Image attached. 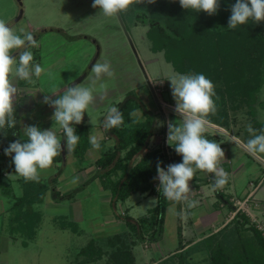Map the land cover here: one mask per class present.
<instances>
[{
	"label": "rangeland",
	"instance_id": "rangeland-1",
	"mask_svg": "<svg viewBox=\"0 0 264 264\" xmlns=\"http://www.w3.org/2000/svg\"><path fill=\"white\" fill-rule=\"evenodd\" d=\"M21 1L23 14L16 21L15 17L19 8L17 0H0V19H4L8 27L13 29V31L19 34V29H24L25 32L31 33L32 31H39L40 27H45L46 29L51 26L54 27L52 30L40 31L38 33L35 47L27 45L28 50L33 54L31 65L39 64L45 71L40 77L33 75L31 83L19 80L17 84L22 91H28L29 89L30 92L26 94L23 101L21 100L18 103L19 120L21 123L20 131L22 135H24L25 126L34 125L44 130L50 125L56 131L59 128L62 129L52 119L54 108L44 103V97L49 96L51 99L58 98V95L63 94L66 86H70L74 79L86 71L85 77L77 85L94 89L93 102L83 114V121L89 135L103 136V139L100 140L101 147L99 150L90 148V152L96 156L102 152L101 148H110L114 143L113 138L107 136V132L103 128L106 109L109 106H117V103L128 92L133 91L143 101L145 106L154 113V117L156 115L155 119L159 128L162 126L164 118L165 120L168 118L167 114H169L173 123L179 124L180 116L167 103V101L173 99L170 81L167 78L174 73L192 74L199 72L204 74V65H207V62H209V57L212 58L210 61L212 65H209L211 68L217 67V63H222L223 58L219 54L205 53L201 50L200 52L194 51V54H190L191 49L185 45L186 49L182 50V53L179 52L174 55L177 58L178 64H182L181 67H184L186 70H176L171 61H168L165 57L164 48L154 50L152 47L154 39L148 33L149 21L147 20L148 13L152 11L149 10L151 9V4L148 3L147 5V0L133 3L123 13L128 19V31L133 39L139 57L144 63L157 97L161 101L158 105L153 95H151L152 92L119 25L116 15L109 17L104 15L99 7L93 8V0ZM143 7L146 9V15L138 17L136 13H142ZM152 9L154 8L152 7ZM209 20H211L210 17ZM55 28L60 29V31ZM77 31L94 35L99 40L100 51L93 64L108 63L111 66V70L114 71V77L101 74L99 79L96 78L92 72V66L88 67L95 53V46L86 38L81 37V33H77ZM71 33H75L74 35L78 34L79 37H71ZM23 50L20 49L19 51ZM185 50L188 55L185 54ZM13 52L14 50L10 55ZM18 54L19 52L14 55L17 56V64L19 60ZM188 56L191 61L188 59ZM217 68L220 72L205 75L214 85L215 96L212 99L216 106V112L215 114L210 113L207 116L206 119L214 126L207 124L203 135L210 141L215 142L221 136H224L228 143L224 149V153L229 158V162L227 160L221 161L219 166L226 172L230 171L228 173V182L223 186L224 188H220L221 191H225H223L224 196H227L226 198L229 199V203L224 202L228 208L229 219L233 217L237 210H240L249 217V221L252 224L264 230V153L253 155L245 154L242 149L236 150L237 144L229 136L225 135L227 131L242 140L245 139L244 141H248L251 138V134L247 131V125L251 124L252 128L256 130V134H260L261 130H264V75H231L232 72L230 70L227 72L222 70L223 65ZM241 69L243 71L245 68L241 66ZM236 72H239V70L236 69ZM241 80H245L242 83V88L239 86ZM24 82L26 84H23ZM101 83L107 85L106 89H100ZM21 85H26V87H22ZM137 111L139 115L142 114L140 109H137ZM60 131L61 137H59L63 139V130L61 133ZM158 133L157 130L153 131V142L158 139L156 137ZM219 144L221 145L222 143ZM167 147V153L171 155L173 143ZM79 166L78 160H68L65 164L63 162L58 163L55 167L56 173L63 169L62 172L60 171L61 176L55 177V184L58 185V188L60 186L64 187L66 191L63 192L64 194H60L62 196L59 199L61 202L57 203L56 206H47L41 201L37 203V208L41 213L35 220L34 225H37V228L35 226L36 231L34 234V227L28 232L22 233L19 239L15 241L9 237L6 238L4 234H0V264L2 260H6L8 264L67 262L76 256V250L89 241L93 242L92 238L98 240V236H101L100 241H105L103 238L106 239L107 236L104 235L108 231L102 223L106 220L105 214L110 212V208L112 207L109 206V202L100 199L97 194L100 189L99 180L96 177L90 180L91 175L89 174H87L86 178L81 177V172H78L76 169ZM94 167L97 168L98 166L94 163ZM94 167L87 164L84 170L86 173L89 171L97 173ZM48 169L40 170L45 171ZM204 174L205 171H200L198 175L203 177ZM208 174L211 182L204 184L201 197L202 203L197 207L194 216H197L198 212L206 214L207 206H210V203H212V180H214V174ZM42 176L44 182L47 183V175H44L43 172ZM97 178L101 181L99 175ZM84 180L88 182H82ZM154 181H157V179ZM80 185L82 187H79ZM15 191L18 192V190ZM253 191L254 195L252 198L251 193ZM229 193L238 194L239 197L233 199ZM68 195L79 199L82 207V219L76 221L75 226L71 225L72 228L66 227L70 226V211L68 212L69 214L67 213V205L70 203ZM135 197L133 194L130 195L123 205L129 207L128 211L132 215H141L151 205L153 196H149V198L139 203L135 201ZM254 198L261 200L256 201ZM244 199H246V202L240 206L241 204L237 200L243 201ZM9 200L11 201L10 198ZM218 201L219 203L223 202L219 198ZM119 202L120 200L115 202L117 203V207H119ZM174 207L173 205L168 208L167 215L163 220L165 243L176 242ZM59 213H67L68 216L65 214L60 215ZM54 214L58 215L54 216ZM233 226L234 224L225 226V228H222L223 225H218L217 228L211 227L208 235L219 228L226 233H230ZM75 228L81 229L83 232H75ZM191 231L194 232L192 233ZM191 231L190 233L196 235V228ZM262 232L264 234V231ZM21 239H27V245H23ZM200 239L196 242L200 241ZM108 244L110 247L112 246L111 241ZM196 245L191 248L192 250L176 251V254L164 259L159 264L208 263L209 257L206 255L207 250L204 249L205 246L202 241ZM90 250L96 251L93 248H90Z\"/></svg>",
	"mask_w": 264,
	"mask_h": 264
},
{
	"label": "trees",
	"instance_id": "trees-1",
	"mask_svg": "<svg viewBox=\"0 0 264 264\" xmlns=\"http://www.w3.org/2000/svg\"><path fill=\"white\" fill-rule=\"evenodd\" d=\"M218 2L219 8L212 15L204 11L184 9L180 6L179 0H155L154 3H150L149 10L152 11L148 13L147 20L149 21L148 33L154 39L153 49L164 48L165 57L179 71L186 69L181 67L182 64H178L174 54L182 53V50L187 47L191 49L190 54L200 50L205 53L219 54L223 59L222 63H217L216 66L223 65L222 70L224 72L230 70L231 75H264V21L257 23L249 19L245 24L229 29L231 4H234L236 0H218ZM120 14L128 29L126 15L123 11ZM136 15L138 17L146 15V9L143 7V12ZM185 54H187L186 50ZM188 59L191 61L189 56ZM209 59L207 65H204V75L220 72L217 67H210L212 58L209 57ZM241 66L245 68L243 71ZM236 69L239 72H236ZM244 81L241 80L239 83L241 88ZM122 100L121 103H117V107L123 113L124 125L106 130L107 136L112 137L114 143L110 148L103 149L95 159L94 163L98 166L97 176L101 178L103 186L110 188L113 204L118 200H124L138 190L156 193L157 202L145 215L137 219L130 215L124 216L128 228L137 238L147 237L155 240L162 231L165 209L170 202L163 196L162 190L158 191L159 184L157 187L153 185L154 177L157 176V163L160 162V166L166 170L167 165L182 162V156L175 152L174 143L171 155L163 147H148V140L153 134L154 113L133 91L128 92ZM137 109H140L141 115L138 114ZM14 119L16 121L14 127L5 126L4 129H0V149L3 151L11 142L15 140L24 142L27 139L21 134L19 117L15 109ZM74 127L80 139L75 149L71 151L80 163L84 159L86 148L90 146L89 134L84 121ZM61 159V153L53 158L57 162ZM212 182L214 183V180ZM35 184V181H25L22 195L16 196L12 204L13 214H17L22 227L28 230L32 228L39 216L37 211L30 208V203L35 196L42 195L43 191L42 187L38 188ZM56 193L58 195L57 190ZM215 194L223 202L229 203V199L224 196L220 188L215 190ZM24 205L27 207L23 208ZM231 224L234 226L230 233L219 228L200 239L209 257V262L206 264H264L262 230L252 224L249 217L240 210H237L222 228ZM178 235L179 248H182L180 220ZM200 241L186 250L195 247ZM93 245V242L89 241L81 251L87 254L90 248L96 250ZM107 260L113 264H134L130 249L127 248L110 251Z\"/></svg>",
	"mask_w": 264,
	"mask_h": 264
},
{
	"label": "clouds",
	"instance_id": "clouds-1",
	"mask_svg": "<svg viewBox=\"0 0 264 264\" xmlns=\"http://www.w3.org/2000/svg\"><path fill=\"white\" fill-rule=\"evenodd\" d=\"M141 0H93L92 7H99L106 16H115L122 11H127L133 3ZM154 3L155 0H147ZM184 9L204 11L209 15L215 14L219 8L218 0H179ZM249 19L255 22L264 21V0H236L231 5V15L228 19V28L235 29L238 25L245 24ZM27 45L36 46L34 35L19 29V34L10 27L4 19H0V129L5 126H15L14 97L17 88L13 79L32 82L33 75L40 77L45 71L39 64L31 65L33 54ZM18 57L12 56L13 50H20ZM15 66V67H14ZM92 72L99 79L101 74L114 77V71L108 63H96L92 65ZM170 81L171 94L175 100V112L182 117V121L168 123L167 142L175 144V152L182 156V162L167 165V169L157 163V177L159 180L158 191L162 190L163 196L170 201L187 203V208H195L198 201L190 200L189 181L193 179L195 171L201 170L214 174L212 190L222 188L229 178V174L218 167L219 161L224 158V151L220 144L205 138L203 133L208 124L207 116L215 114L216 106L212 99L215 96L212 81L202 73L181 74L174 73L167 78ZM107 85L100 84V89H106ZM93 88L73 84L66 86L62 95L51 99L44 97V103L54 108L52 119L63 130V139L68 150H74L80 136L76 134L73 125L83 121V114L93 102ZM123 100L119 101L121 103ZM134 115V113H133ZM135 122V121H134ZM124 125L123 113L117 106H109L103 121V128L110 130ZM247 131L251 134L245 144V149L250 154L264 153V130L256 134L251 124L247 125ZM24 142L15 140L4 149V154L11 156L15 167V173L23 177L25 181L39 182L38 169L49 168L53 158L63 151L61 138L51 129L41 130L37 126H25ZM92 148L99 150L100 140L103 136L91 134L88 137ZM14 153V155H12ZM156 203L155 200L152 201ZM181 218H186L182 209Z\"/></svg>",
	"mask_w": 264,
	"mask_h": 264
},
{
	"label": "crops",
	"instance_id": "crops-1",
	"mask_svg": "<svg viewBox=\"0 0 264 264\" xmlns=\"http://www.w3.org/2000/svg\"><path fill=\"white\" fill-rule=\"evenodd\" d=\"M18 82H19V79L13 80V84L17 88V92H16L15 97H14L13 107L17 111V114L19 117L18 103L21 100L23 101L26 94L30 93V92H29V89H28V91H25V90L22 91L19 88L20 86L17 85ZM23 84H26V82H24ZM21 86L26 87V85H21ZM28 88H30V87H28ZM167 103H169L168 104V105H170L169 107H173L175 109V101L173 99L167 101ZM167 117L168 118L166 120L164 118V122L162 123V126L159 128L158 124L156 122V119H155L156 118V115H155L154 123H153V131L157 130L159 132L156 135V137L158 139H156L155 142H153L154 141V134H152L151 135L152 138H150V140L148 142V146L160 147V148L163 147V148H166V151H168L167 146L169 145V143L166 141L167 140V132H168V123L169 122L173 123V121H172L171 117L169 116V114H167ZM179 120L181 122L182 118L179 117ZM19 122H20V120H19ZM208 124L212 125L211 122H209V121H208ZM20 126H21V123H20ZM212 126H214V125H212ZM100 128H102V127H100ZM45 129H51L56 133L58 138L61 137L59 134V131L60 130L62 131V129L59 128L58 131H56L55 129H52L50 125H49V127L45 128ZM61 131H60V133H61ZM62 134H63V132H62ZM225 135L229 136L231 138V140L237 144L236 150L242 149L245 154H250L244 147L246 144V142L244 140L228 133L227 131L225 132ZM110 140H112V139H110ZM170 143H173V142H170ZM216 143H218V144L222 143L220 146L223 149V151L227 147V144H228L227 140H225L224 136H221L219 138V140L216 141ZM63 145H65V141H64ZM90 148H92L91 145L86 148L85 153H84V159L79 163L80 166L76 167V169L78 172H81V177H83V178H86V176H88L87 174H89V175H91V177L89 178L90 180L93 179L94 177H96V179L99 180L100 189L98 190L97 194L99 195L100 199H103V200L109 202V206L112 207V208H110V212H107L105 214L106 220L104 223H102L103 225H105L104 227L108 231L104 235L107 237H106V239L103 238V240H105V241H100L101 236H98V240H95L94 238L91 239V240H94L93 241L94 242L93 247L96 249V251L90 250V252L87 254L85 252H82L81 249H82V247H84L88 243L87 242L84 246H82L78 250H76L77 252L75 251L76 256L70 261L55 262V263H42V264H67V263H73V264H113V263L109 262V260H107V256H108L109 251H114L117 248L118 249H121V248L130 249L134 264H155L156 262H157L156 264H159L160 262H163L164 259H167L170 256L176 254V251H178V250L184 251L186 248L191 246L194 242H196L200 238L205 237L206 234L208 235V232L211 231V227L217 228L218 225L219 226L224 225L229 220L230 216L228 217L227 205H225L224 202L219 203L218 198L215 194V191H213L212 203H210V206H207L206 214L204 212H202L201 214L198 212L197 216H199V217L194 216V214L196 213L197 207L199 206V204L202 203L201 197H202L203 186H204V184L211 182L208 173L205 172L204 176L201 177L200 175H198L201 170L197 169L195 171L193 179L189 181V187H190L191 192L188 194L190 200H196L199 202L197 207L189 209V208H187V203L184 201H181V202L170 201L167 204L166 209H165L164 219H165V216L167 215L168 208H170L173 205L175 206L174 207V210H175L174 215L176 217V219H175V221H176V231H175L176 232V242L175 243H171V242L165 243L164 240H166V239L163 235V228H162V231L159 234L158 238L155 240H150L147 237L144 239L137 238L135 233H133V231L128 228V226L125 222L124 216L130 215L134 219H137L138 217L145 215L147 213L148 209L151 208L152 206H154L156 203L155 204L151 203V205L148 206L146 212H144L141 215H132L128 211L129 207L123 205V203L132 194L136 196L135 201L137 203H139L142 200L149 198V196H153V200H155L157 202L156 193L149 192L148 190H145V191H139L138 190V191L130 194L124 200H122V201L120 200L119 207H117V205H116L117 203L113 204L111 201L112 193H111L110 188L103 186L100 179L97 178L98 173H96V172L92 173L91 171L86 173L84 170L86 168L87 164H90L94 167V161L97 158V156H99V154L94 156V154L92 152H90ZM63 150H64V158L62 157V159L58 162L53 160V163H52L51 167H49L48 170L42 171V170L38 169L39 182L35 181L36 182L35 185L38 188L42 187L43 191H42V195H38L36 198H33V200L30 203V208L34 211H37L38 214L41 213V211L37 208L38 202H40V201L44 202V204H46L47 206H53V205L56 206L57 203L61 202L59 200L62 197V196H60V194L63 193L64 191H66V190H64V187L60 186V188H58V185L55 184V177L56 176L60 177L61 176L60 171L61 172L63 171V169H61L56 173L55 167L57 166L58 163H61V162H63V164H65L66 161H68V160H70V161L71 160L77 161V160L73 156L72 151L68 150L66 148V146H64ZM102 150L103 149L101 148V151ZM12 155H14V153ZM227 158L228 157L224 153V158H222L219 161V163L221 161H224V160H227V162H229V158L228 159ZM10 159H11V156L5 155L4 151L0 149V234L1 235L4 234L6 238L9 237L15 241V240L19 239V236L22 233H25L26 231L28 232L29 230L27 228L22 227V225L20 224V221H19L20 219L18 218L17 214L14 215L12 212V204H13L16 196L22 195L24 187H25V181H24L23 177H21L15 173L14 164L11 161L12 159L11 160ZM82 162H84V164H82ZM219 163H218V167H220ZM94 168L98 172V168H96V167H94ZM43 172H44V175L45 174L47 175V178H48V180L46 178L47 183L44 182V179L42 176ZM229 172L230 171H227V173H229ZM154 180H153V185L155 187H157V185L159 184V180L158 179H157V181H154ZM82 182L86 183L88 181L84 180ZM79 187H82V185H80ZM222 188H224V187H222ZM14 189L18 190V192H16ZM56 190L58 192V195L56 193ZM229 194H231V193H229ZM251 195H252L251 197L253 198L254 191L251 193ZM67 197H68V199H70V203L67 205V207H68L67 213L70 211V217H69V225L70 226H66V227L72 228V226L75 224L76 221H80L82 219V216H81V208L82 207H81V204H80L81 202L79 199H76V198L70 197V196H67ZM231 197L234 199L235 197H239V196H238V194H231ZM9 198L11 199V201L9 200ZM254 200L258 201L261 199L254 198ZM216 202H218V203H216ZM25 207H27V205L23 206V208H25ZM182 209L184 210V212L186 214L185 219L181 218V216L179 215V213L181 212ZM198 211H199V209H198ZM216 211H217V213H216ZM67 213H59V214L60 215L65 214L68 216L69 213L68 214ZM57 215L58 214H54V216H57ZM179 220L181 222V236H182V243H183L182 248H179V235H178V221ZM34 224L32 226V228L34 227L33 234L36 231L35 226L37 228V225H34ZM66 227L63 226L64 229H66ZM195 228L197 229L196 235L192 234L194 231H191V230H195ZM213 230H215V229H213ZM77 231L79 233L83 232V230L75 228V232H77ZM190 231L192 233H190ZM110 241L112 242L111 247L108 244V242H110ZM21 243L23 245H27V243H28L27 239H21ZM139 246H140V248H138ZM97 250H99V251H97ZM1 264H8V262L6 260H2Z\"/></svg>",
	"mask_w": 264,
	"mask_h": 264
},
{
	"label": "water",
	"instance_id": "water-1",
	"mask_svg": "<svg viewBox=\"0 0 264 264\" xmlns=\"http://www.w3.org/2000/svg\"><path fill=\"white\" fill-rule=\"evenodd\" d=\"M17 2H18V4H22V1L21 0H17ZM22 12H23V9H22V7H20V9H19V11H18V13H17V15L15 17V20H18L22 16ZM116 16H117V19L119 21V24L121 25V28H122V30L124 32V35H125V37H126L128 43H129V45H130V47H131L134 55L136 57V60L138 62V65H139V67H140V69H141V71H142V73H143V75H144V77L146 79V82L148 84V87L150 88V90L152 92V95H153L155 101L159 104L161 101L157 97V94H156V92L154 90L152 81H151V79H150V77H149V75H148V73L146 71V68L144 66V63L141 61V59L139 57L138 51H137V49H136V47L134 45L133 39H132V37H131V35H130V33H129L127 27H126V25L124 24V21L122 19V16H121L120 13H118ZM99 51H100V47H99V45H96L95 53L92 56V59H91L89 65H88V67H91L93 65L94 61L96 60V58L99 55ZM11 55L14 56L15 54L13 53ZM85 75H86V71L82 72L80 74V76H78L76 79H74L71 82V85L77 84L83 77H85ZM63 143H64V139H62V146H64ZM63 149H64V147H63ZM61 153H62V157L64 158V150Z\"/></svg>",
	"mask_w": 264,
	"mask_h": 264
},
{
	"label": "flooded vegetation",
	"instance_id": "flooded-vegetation-1",
	"mask_svg": "<svg viewBox=\"0 0 264 264\" xmlns=\"http://www.w3.org/2000/svg\"><path fill=\"white\" fill-rule=\"evenodd\" d=\"M19 5V8H18V11H19V9H20V7H21V5L22 4H18ZM18 11H17V13H18ZM22 14H23V12H22ZM21 18V17H20ZM19 18V19H20ZM18 19V20H19ZM18 20H16V21H18ZM125 24V23H124ZM120 25V24H119ZM7 26H8V24H7ZM121 26V25H120ZM52 29H54V27H49V28H45V27H40V29H39V31H32L31 33L34 35V38H35V40H37L38 39V33L40 32V31H45V30H52ZM56 30H59L60 31V29H58V28H55ZM81 33V37H83V38H86L88 41H90L94 46H95V50H96V45H99L100 46V44H99V40L94 36V35H89L88 33H84V32H82V31H77V33ZM76 33V34H77ZM75 33H71V37H79V35L77 34V35H74ZM73 35V36H72ZM29 46V45H28ZM19 52V50H14V54H17ZM12 53V54H13ZM152 95V94H151ZM143 102V101H142ZM159 105V104H158Z\"/></svg>",
	"mask_w": 264,
	"mask_h": 264
},
{
	"label": "built area",
	"instance_id": "built-area-1",
	"mask_svg": "<svg viewBox=\"0 0 264 264\" xmlns=\"http://www.w3.org/2000/svg\"><path fill=\"white\" fill-rule=\"evenodd\" d=\"M237 202H239V204H241L240 206H242V204H244L246 202V199H244L243 201L241 200H237ZM259 227V226H258ZM261 229V227H259ZM263 228V227H262ZM262 230V229H261ZM264 231V230H262Z\"/></svg>",
	"mask_w": 264,
	"mask_h": 264
}]
</instances>
